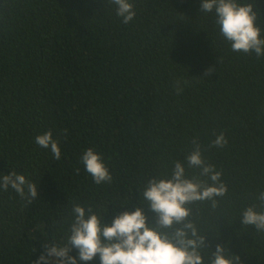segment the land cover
Returning <instances> with one entry per match:
<instances>
[{
  "label": "trees",
  "instance_id": "obj_1",
  "mask_svg": "<svg viewBox=\"0 0 264 264\" xmlns=\"http://www.w3.org/2000/svg\"><path fill=\"white\" fill-rule=\"evenodd\" d=\"M130 2L125 25L111 0H0V176L14 170L38 188L30 204L0 189V264H35L63 244L76 203L108 225L139 206L155 224L141 193L174 161L199 176L185 161L194 137L227 186L215 210L191 205L205 261L220 244L241 264H264V233L240 218L264 191V56L233 52L202 0ZM241 2L254 4L264 37V0ZM48 131L58 160L35 143ZM221 132L227 144L212 146ZM87 148L103 154L111 183L87 173Z\"/></svg>",
  "mask_w": 264,
  "mask_h": 264
},
{
  "label": "clouds",
  "instance_id": "obj_2",
  "mask_svg": "<svg viewBox=\"0 0 264 264\" xmlns=\"http://www.w3.org/2000/svg\"><path fill=\"white\" fill-rule=\"evenodd\" d=\"M116 5V15L127 25L136 15L130 0H111ZM201 12L213 13L221 35L230 42L233 52H254L264 56V37L257 24L258 12L251 2L241 0H202ZM218 62V61H217ZM214 68H208L210 76ZM182 88H177V94ZM35 143L50 149L54 159H60L59 142L51 131L37 135ZM194 148L185 157L188 168L199 169V176L188 177L185 164L174 161L171 173H161L149 180L141 193V203L147 204L155 213L156 222L147 223L142 207L135 211H124L108 225L103 214L94 212L91 205L74 204L70 234L63 244L50 243L35 264H78L76 256L69 255L72 248L79 261H92L99 254L100 264H241L240 257L217 244L205 261L206 237L201 233L192 217L191 205L211 202L212 209L218 207V197H224L227 186L222 181V172L215 165L207 164L197 138ZM214 147H224L227 139L223 132L211 142ZM87 173L96 184L111 183V175L103 154L87 148L80 157ZM79 172V169L76 170ZM13 189L28 204L38 195L37 185L25 175L14 170L0 176V189ZM258 204L245 208L240 215L243 226H254L264 233V191L257 196ZM54 258V259H53Z\"/></svg>",
  "mask_w": 264,
  "mask_h": 264
}]
</instances>
